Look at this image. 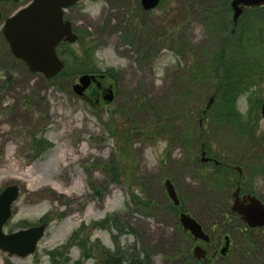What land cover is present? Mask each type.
I'll list each match as a JSON object with an SVG mask.
<instances>
[{
	"label": "rangeland",
	"instance_id": "obj_1",
	"mask_svg": "<svg viewBox=\"0 0 264 264\" xmlns=\"http://www.w3.org/2000/svg\"><path fill=\"white\" fill-rule=\"evenodd\" d=\"M29 2L0 5L3 21ZM163 5L147 12L141 0H80L69 11L79 33L71 48L79 55L92 49L100 71L94 75L105 88L99 94V88L92 85L84 98L73 87L79 76L33 74L24 62L7 56L0 40V193L9 185L18 184L21 190L4 232L48 223L34 253L14 256L0 248V264H106L105 249L114 250L112 236L119 235V230L99 225L116 213L128 233L121 237L123 244L136 241L138 249L146 246L153 264H176L175 258L193 255L196 244L185 238L180 211L173 214L167 180L174 183L182 206L199 219L211 237L208 244L198 243L209 250V264H264L258 253L238 258L236 249L245 239L230 235L222 224L224 219L231 226H241V219L231 213L239 182L237 168L243 166L247 171L241 187L254 189L261 199L264 174L249 169L245 162H234V173L227 170L223 188L215 192L209 181L212 167L199 164L202 142L187 134L195 129L200 138V133L210 129L203 124V117L195 113L191 123L176 124L181 132L177 128L171 134L158 123L171 107L179 109L181 105V112L188 109L178 96L188 85L184 77L194 60L186 56L179 40L187 47L215 50L217 46L195 9L185 10L170 0H163ZM110 88L112 102L105 97ZM257 89L238 100L245 117L250 97L264 101V83ZM196 104L198 112L200 104ZM258 113L255 143L264 133L261 109ZM224 132L212 131L215 154L222 156V143L225 149L238 152L240 159V151L244 156L253 151L250 146L237 148L233 133ZM82 137L84 150L91 155L71 169L65 168V145L76 148ZM190 142L193 146L187 148ZM256 154L260 155V150L256 149ZM9 158L21 162L16 173L10 171ZM261 162L254 166L260 167ZM139 201L148 203V214L137 211L135 202ZM58 250L63 252L60 257L50 255Z\"/></svg>",
	"mask_w": 264,
	"mask_h": 264
},
{
	"label": "trees",
	"instance_id": "obj_2",
	"mask_svg": "<svg viewBox=\"0 0 264 264\" xmlns=\"http://www.w3.org/2000/svg\"><path fill=\"white\" fill-rule=\"evenodd\" d=\"M170 1L173 4L181 5L185 10L189 8L195 9L197 15L200 16L201 23L205 27L210 41L217 46L215 50H212L209 46L198 48L188 45L187 47L183 39L179 40L178 44L186 51V56L188 58L193 57L194 60V63L189 64L187 67L189 74L184 77L188 85L185 91L178 96V100H182L184 105L188 106V109L181 112V105L178 106L179 109L171 107L167 115H163L164 118L158 120V123L171 134L174 130H177L176 124L182 122L191 123V118L195 116V113H198L200 118L203 117V124L210 126V129L208 128L204 134L200 133V138L196 137L198 130H188L187 134L190 139L193 140L195 138L197 143L201 141V148L205 145L204 148L207 150L208 155H212L214 153L213 149H211L213 145L212 131L215 133L216 131L219 133L221 131L233 133L238 142L237 145L239 147L237 148L245 149L250 146L253 151L246 156L240 151L242 154L240 159L237 156L238 152H231L227 149L228 147L225 149L222 143L221 147H218L222 148L223 157L214 153L216 158L219 160L224 158L225 161L222 160V162L225 165L227 163L233 165L234 162L237 164L245 162L249 169L255 168V171H261L264 174V133L260 135L259 142L255 143L254 140L261 117L258 115V111L261 109L263 100L254 101L252 97L249 98L251 106L247 117L238 109V100L250 92L257 93L259 91L257 88L264 83V7L246 9L238 25L233 27L231 0ZM163 6L162 1L160 7ZM0 37L4 46H6L5 52L7 56L12 61L19 62L11 55L9 46H7L3 36ZM71 47L68 43L60 45L59 52L66 65L60 75L75 79L81 74H97L100 72L95 64V56L91 48L84 51L83 55H79ZM187 89H190L189 92H187ZM213 96V105L207 109V105ZM196 103L200 104L198 112L196 111ZM205 105L206 107L204 108L203 106ZM182 133L184 134V132ZM191 146H193V143L191 144L190 142L187 148ZM256 149L260 150V155L256 154ZM193 152L191 149L190 153ZM196 160L199 162L198 159ZM260 160L262 161L261 166H254ZM199 164L202 167L206 166V164H202V160H200ZM228 168L223 165H213V177L209 181H211L215 192L223 188ZM251 191L255 190L251 189ZM135 207L138 212L149 213L148 209L150 206H148V203L135 202ZM182 210L188 211L185 207ZM177 212H179L178 208L174 206L173 214ZM235 216L237 215L235 214ZM219 219L221 218H216L217 226L220 222ZM223 221L224 219L222 224L230 231V235L237 236L239 240L240 238L245 239V241H240V248L236 249L238 258L242 259L244 256L253 257L257 253L264 257V228H249L242 220H238L241 226L235 224L231 226L229 225L230 223ZM112 226L119 230V235L112 236V241L115 242L114 250L105 249L106 264H153L152 253L146 246H141L138 249L136 241L130 243V245L122 243L121 237L128 233L124 229L126 226L119 213L114 214L112 218L108 217L107 220L99 225V227L106 230ZM183 233L188 242L193 241L190 234L186 231L184 232V229ZM61 254L63 252L61 251L59 254V250L50 253L54 258L60 257ZM223 258L227 259L226 257ZM175 261L176 264H209L206 261L195 259L191 254L186 256L183 254L181 257L175 258Z\"/></svg>",
	"mask_w": 264,
	"mask_h": 264
},
{
	"label": "water",
	"instance_id": "obj_3",
	"mask_svg": "<svg viewBox=\"0 0 264 264\" xmlns=\"http://www.w3.org/2000/svg\"><path fill=\"white\" fill-rule=\"evenodd\" d=\"M8 1V0H6ZM19 1V0H14ZM79 0H33L31 4L9 17L3 29V35L10 45L11 52L19 60H23L31 73H42L48 78H54L64 67V63L57 54V46L62 41L75 43L77 33L73 32L71 21H64L65 8L74 6ZM161 0H142V6L147 11L158 7ZM234 21L237 22L243 14L244 8L264 6V0H232ZM2 13L0 12V22ZM1 25V24H0ZM96 75H82L74 90L83 96L92 82H97ZM112 89H108L106 100L114 99ZM213 99L211 100V104ZM264 116V104L261 110ZM168 194L176 205L179 197L174 184L166 181ZM20 187L7 186L0 194V248L10 255L26 257L35 252L38 242L45 235L48 224H42L18 232L5 234L4 227L12 218V206L20 195ZM235 200L232 210L238 213L242 220L250 227L264 226V203L256 196L250 195L241 201L239 189L234 194ZM248 203H247V202ZM180 218L184 228L191 231L196 239L209 241L203 227L191 215L182 213ZM224 249V253H225ZM194 255L199 258L206 256V251L197 246Z\"/></svg>",
	"mask_w": 264,
	"mask_h": 264
},
{
	"label": "bare ground",
	"instance_id": "obj_4",
	"mask_svg": "<svg viewBox=\"0 0 264 264\" xmlns=\"http://www.w3.org/2000/svg\"><path fill=\"white\" fill-rule=\"evenodd\" d=\"M2 132V129H0V133ZM85 140L84 137L81 138V141H79L80 145H78L76 148H70L68 144L65 145V148H67V151L63 152V165L65 168L71 169V167H74V163H77L78 161L85 159L86 157H89L91 153L88 150H84V147L86 146L85 143L83 142ZM72 147V146H71ZM9 168L10 171L13 173H16V168L21 169L22 167L20 161H14L13 159L9 158ZM2 169L0 168V171ZM58 190H61L62 187L56 186Z\"/></svg>",
	"mask_w": 264,
	"mask_h": 264
},
{
	"label": "flooded vegetation",
	"instance_id": "obj_5",
	"mask_svg": "<svg viewBox=\"0 0 264 264\" xmlns=\"http://www.w3.org/2000/svg\"><path fill=\"white\" fill-rule=\"evenodd\" d=\"M71 10H72V8H71ZM69 11H70V10H69ZM99 90H100V91H99V94H100L101 92H104L105 88L101 85V87L99 88ZM99 94H98V95H99ZM208 157H209V159H211V160L208 161V163H214V162H215V161H214L215 159H213L211 156H208ZM237 173H240V174H241V170L238 169V170H237ZM243 173H244V170L242 169V174H243ZM249 190H250V189H247V190L244 189L245 192H244L243 190H241V191H242V193H241L242 196L247 195V194H250V191H249ZM211 240H212V239H211ZM210 242H211V241H210ZM197 243H199V242H196V245H197ZM200 243H203V242H200ZM207 252H209L208 249H207ZM215 253H217V251H216ZM216 256H217V255H216Z\"/></svg>",
	"mask_w": 264,
	"mask_h": 264
}]
</instances>
